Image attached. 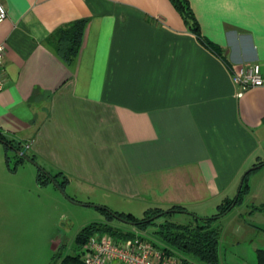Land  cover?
<instances>
[{"label":"crops","instance_id":"1","mask_svg":"<svg viewBox=\"0 0 264 264\" xmlns=\"http://www.w3.org/2000/svg\"><path fill=\"white\" fill-rule=\"evenodd\" d=\"M2 1L0 133L67 175V194L209 216L264 160V85L242 90L232 76L253 62L264 71V0H188L200 36L172 0ZM78 21L77 50L64 58L59 33ZM7 153L0 144V177L22 173L19 187L46 190L61 216L56 184L40 185L28 160L11 171ZM17 187L0 185V264H47L61 240L41 244L36 229L51 218L8 198Z\"/></svg>","mask_w":264,"mask_h":264},{"label":"rangeland","instance_id":"2","mask_svg":"<svg viewBox=\"0 0 264 264\" xmlns=\"http://www.w3.org/2000/svg\"><path fill=\"white\" fill-rule=\"evenodd\" d=\"M0 144L5 150L4 143L1 142ZM8 155L10 156V166H17L18 157L15 151L9 148ZM6 165L8 167L7 162ZM35 166L39 169L37 165ZM22 180V173L0 177V185L15 184V186H18L17 191L7 190L8 198L14 197L17 200L28 202V204L29 199H32L38 206L34 214L51 218L52 222L41 223L36 230L42 235L40 237L41 244L45 241L48 243L50 238L47 237H51L55 233L56 240L57 238L61 240L59 248H62L63 256L80 252L77 236L85 226L91 223L108 221L106 214L97 205L107 206L117 212H132L137 217L144 216V206L136 199L110 193L104 195L101 192L91 193L88 190L75 191L72 189L69 190V193L74 199L65 196L59 190L63 196V201L58 204V209L62 211V214L56 216L50 203L47 202L46 190L37 188L29 190L26 185L23 188L19 187L18 184ZM248 183L251 189L245 194L243 201L216 221V225L221 227L219 264H260L259 250H264V164L249 173ZM237 190L238 188L232 192L231 197L236 196ZM25 211V213H28V209ZM218 211V206L212 207L209 209L208 215L212 216L213 213ZM168 219L183 224L193 221L190 214L183 212L172 213L168 216ZM110 222L112 225L119 226L124 230H135L136 234L156 238L152 233L153 227L148 228V230H138L132 224L118 218H113ZM59 248L48 253L46 258V261H49L48 263L51 262L53 255L58 252ZM40 259H42V253ZM61 259L59 258L56 264H62ZM196 261L198 264H208L203 261Z\"/></svg>","mask_w":264,"mask_h":264},{"label":"trees","instance_id":"3","mask_svg":"<svg viewBox=\"0 0 264 264\" xmlns=\"http://www.w3.org/2000/svg\"><path fill=\"white\" fill-rule=\"evenodd\" d=\"M172 2L184 16L186 22H189L191 28L200 36L199 23L195 18L192 9L190 8L188 0H172ZM82 23V21H78L70 28L63 29L59 33L58 51L64 58H70L77 50V46L82 34ZM203 41L211 49L219 51L215 44L206 39H204ZM0 141L4 142L6 151H8L9 148L13 149V147H15L16 149H22V144L20 142H15L14 140L8 139L1 133ZM16 155L18 157L16 163L18 166L26 159L23 156L19 155L17 152ZM28 155L36 161L35 155ZM263 162L264 160H261L255 164ZM7 164L12 170H15V168L17 167L10 166V156L8 155V153ZM249 173H251V171L246 173V175L244 176V181L237 198L236 196L225 197L218 205L219 211L217 213H214L212 216L201 217L195 212V214L186 212L193 217V221L187 224L177 223L169 220L168 216H170L172 213H175V211L172 210L162 215H158L166 209H178V212H181L182 209L188 210L185 206L182 205H172L171 207L152 206L145 210L143 217H137L133 213L117 212L111 210L107 206L97 205V207H99L106 214L108 221L104 223H91L85 226L77 236L78 246L80 249H82V246L86 243V241L96 233H108L115 238H127L130 236H134L137 233L135 230H124L119 226H114L111 224L110 221L113 218H116L113 213H116L124 218L135 221L136 224H134L133 226H135V228H137L138 230H148V228L153 227L152 233L156 238H147H149L154 242V244L163 249L178 253L182 258V264H198L196 260L203 261L208 264H219V243L221 236V227L219 225H216V221L237 204L243 201L245 194L250 190V185L248 183ZM37 181L40 185H45L49 182H53L54 184L57 183L58 186H56L67 193L66 185L69 183V178L61 171H58L56 173H46L39 168ZM67 195L71 199H74L73 196L69 194ZM153 216L156 217L152 218ZM61 250L62 248H59L58 252L53 255L49 264H56L59 258H62V264H84L81 259V250L78 253L66 254L64 256ZM259 262L260 264H264V250H259Z\"/></svg>","mask_w":264,"mask_h":264},{"label":"built area","instance_id":"4","mask_svg":"<svg viewBox=\"0 0 264 264\" xmlns=\"http://www.w3.org/2000/svg\"><path fill=\"white\" fill-rule=\"evenodd\" d=\"M8 15L6 5L0 0V22ZM6 46L0 44V92L5 86L2 67ZM234 82L242 90L264 85V71L259 62L248 63L233 69ZM84 264H182L178 253L163 249L149 238L135 234L115 238L108 233L93 234L81 249Z\"/></svg>","mask_w":264,"mask_h":264},{"label":"water","instance_id":"5","mask_svg":"<svg viewBox=\"0 0 264 264\" xmlns=\"http://www.w3.org/2000/svg\"><path fill=\"white\" fill-rule=\"evenodd\" d=\"M13 149H14L15 152H17L19 155L23 156L26 160H28V161L32 162L33 164L37 165L40 169H42L44 172L47 173V170H46L45 168H43L42 166H40L35 160H33V159H32V158H31V157H30L25 151H23L22 149H16L15 147H13ZM263 163H264V162H263ZM263 163L255 164V165L249 167V168L244 172V174H243V176H242V178H241L240 184H239V188H238V190H237L236 198L239 196V192H240V190H241V187H242V184H243V181H244V176L246 175V173H248V172H250V171H252V170H254V169L259 168L260 166H262ZM55 184L57 185V183H55ZM57 186H58V185H57ZM58 188H59V187H58ZM59 190H60L63 194H65V196H68L67 193H65L61 188H59ZM68 197H69V196H68ZM69 198H70V197H69ZM171 210H172V211H175V212H178V211H179L178 209H166L165 211L159 213L158 215H162V214H164V213H166V212H169V211H171ZM181 212H184V213H186V212L194 213V212L189 211V210H186V209H182ZM113 214H114V216H115L116 218H118V219H120V220H122V221H124V222H126V223H130V224H132V225L136 224V222L133 221V220H130V219L124 218V217H122V216H120V215H118V214H116V213H113ZM194 214H195V213H194ZM158 215H156V216H158ZM156 216H153L152 218H155ZM199 216H201V215H199ZM201 217H204V216H201Z\"/></svg>","mask_w":264,"mask_h":264}]
</instances>
